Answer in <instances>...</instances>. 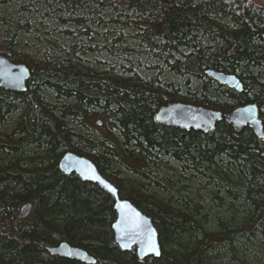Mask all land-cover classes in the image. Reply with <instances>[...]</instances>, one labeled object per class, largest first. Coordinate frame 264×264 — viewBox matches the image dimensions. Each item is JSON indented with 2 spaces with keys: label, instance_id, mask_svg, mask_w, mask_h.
Returning a JSON list of instances; mask_svg holds the SVG:
<instances>
[{
  "label": "trees",
  "instance_id": "obj_1",
  "mask_svg": "<svg viewBox=\"0 0 264 264\" xmlns=\"http://www.w3.org/2000/svg\"><path fill=\"white\" fill-rule=\"evenodd\" d=\"M0 10V52L30 71L25 92L0 88V264H84L47 252L63 241L95 264H264V138L224 120L206 133L154 121L172 102L223 114L256 103L264 131V1L0 0ZM40 25L44 52L21 59L15 39ZM123 31L145 51L119 44ZM102 53L113 62L98 70L89 60ZM134 56L153 60L148 71ZM206 70L235 75L242 92ZM67 152L89 158L151 219L159 257L116 245L113 198L62 174Z\"/></svg>",
  "mask_w": 264,
  "mask_h": 264
},
{
  "label": "water",
  "instance_id": "obj_2",
  "mask_svg": "<svg viewBox=\"0 0 264 264\" xmlns=\"http://www.w3.org/2000/svg\"><path fill=\"white\" fill-rule=\"evenodd\" d=\"M205 75L221 86L242 92L243 86L240 80L231 74L206 70ZM30 71L25 64L14 63L8 57L0 53V88L13 92H25ZM227 121L235 129L248 126L260 138H264L263 124L259 116V107L256 103H248L234 108L230 113L223 114L220 111L205 108L198 105L172 102L159 108L154 114V121L181 130H197L208 132L219 121ZM101 123L98 122V125ZM58 169L68 176L75 174L84 182L98 185L113 198V209L116 218L111 224L116 245L122 251L135 253L140 261L147 257H159L161 246L159 236L151 219L143 214L129 200L119 197L117 188L107 180L87 157L73 152L65 153L58 162ZM31 211V204H24L19 211L18 218H26ZM47 252L52 256H58L70 260H76L84 264H95L96 260L85 250L60 242L56 246L47 247Z\"/></svg>",
  "mask_w": 264,
  "mask_h": 264
},
{
  "label": "rangeland",
  "instance_id": "obj_3",
  "mask_svg": "<svg viewBox=\"0 0 264 264\" xmlns=\"http://www.w3.org/2000/svg\"><path fill=\"white\" fill-rule=\"evenodd\" d=\"M264 0H259V2H263ZM10 9V10H9ZM3 12L9 10V13L6 12V14L8 16H16L15 11L11 10V8H9L8 6H3L1 9ZM0 10V12H1ZM12 11V13H11ZM17 17V16H16ZM43 25H40V29L39 30H34L33 32L30 33H21L16 39H15V44L13 46L14 50L16 52H18V55L22 58H34V59H39V56L44 52L45 50V46L43 45V43H41L38 39H36V37L34 36L35 34H40L42 33V27ZM4 29L5 27L0 25V51H2L3 49H6L8 47V42L5 41L4 39ZM105 32V31H103ZM118 30L114 31L113 34L110 38H114L117 34ZM127 38L128 37V33L123 31V35L122 38ZM129 38V37H128ZM127 38V41L124 42V44L119 43L121 45H129L131 48H134L137 52L142 53L143 51H145L146 48H143L141 46H138V43L134 40ZM95 42L98 43H106L107 41L104 38V34L103 33H98V35H96V37H94ZM1 53V52H0ZM131 58V62L133 63V65L135 67L138 66L139 70L141 73H145L146 71H148V67L151 65V63L153 62L152 59H148L146 56H141L138 60V57L134 56V57H130ZM90 64L92 67H94L95 69H102L104 67V62H108V63H112L113 59L106 56L105 53H102L101 55H95V56H91L90 57ZM122 62V61H121ZM164 79L166 81H173L174 83H179L181 80L178 79L175 76H168V75H163ZM16 121V116H11L9 118V123H8V127L7 129L10 128V124L12 125L13 123H15ZM92 134L94 135H98L99 131L98 129H90L89 130ZM174 165V164H172ZM124 176L129 177V178H135V175L130 174L129 172H124L123 173ZM185 182V181H184Z\"/></svg>",
  "mask_w": 264,
  "mask_h": 264
},
{
  "label": "bare ground",
  "instance_id": "obj_4",
  "mask_svg": "<svg viewBox=\"0 0 264 264\" xmlns=\"http://www.w3.org/2000/svg\"><path fill=\"white\" fill-rule=\"evenodd\" d=\"M23 64V63H22ZM59 162V161H58ZM57 167H58V165H57ZM60 171V170H59ZM61 172V171H60ZM113 184V183H112ZM114 185V184H113ZM115 186V185H114ZM118 191V190H117ZM120 197V196H119ZM144 214V213H143ZM114 222V221H113ZM113 232V231H112ZM114 236V235H113Z\"/></svg>",
  "mask_w": 264,
  "mask_h": 264
}]
</instances>
